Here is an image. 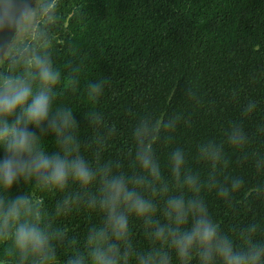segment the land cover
I'll use <instances>...</instances> for the list:
<instances>
[{
  "label": "trees",
  "instance_id": "obj_1",
  "mask_svg": "<svg viewBox=\"0 0 264 264\" xmlns=\"http://www.w3.org/2000/svg\"><path fill=\"white\" fill-rule=\"evenodd\" d=\"M55 22L47 29L51 57L61 73L56 102L73 108L82 153L93 163L120 165L131 172V131L142 118H175L174 129L161 132L154 148L165 179L169 153L184 149L187 166L202 180L228 183L243 179L241 190L225 202L215 191L202 195L225 231L257 223L264 229V0H50ZM23 23V22H22ZM21 34L17 31L13 40ZM3 65H0V69ZM76 76L78 87L68 86ZM103 80L104 95L92 105L85 89ZM253 105L251 111L248 106ZM102 114V125L89 116ZM233 125L245 133L239 148L227 144ZM101 134L103 143L95 142ZM49 148L57 145L44 137ZM215 142L225 162L213 169L200 159L199 147ZM22 185L19 191H26ZM52 222L65 231L57 244V264H65L99 217L84 207L56 217L63 193H39ZM134 239L147 241L133 222ZM264 236V232L261 233Z\"/></svg>",
  "mask_w": 264,
  "mask_h": 264
},
{
  "label": "clouds",
  "instance_id": "obj_2",
  "mask_svg": "<svg viewBox=\"0 0 264 264\" xmlns=\"http://www.w3.org/2000/svg\"><path fill=\"white\" fill-rule=\"evenodd\" d=\"M54 22L50 0L20 10L10 0L0 3V30L21 34L0 50V264H57V244L66 234L53 224L39 193L64 194L55 203L56 217L79 207L99 217L65 264H264V229L253 222L225 231L202 195L208 188L228 202L243 179L202 180L188 168L180 147L169 153L171 182L165 179L154 145L162 131L175 128V118L137 121L131 172L99 163L98 155L93 163L82 153L73 108L56 102L61 73L47 29ZM67 84L75 90L79 80L72 76ZM104 92L103 80L89 81L85 89L92 105ZM89 116L102 125L101 113L93 110ZM47 135L55 150L45 142ZM95 142L103 143V136ZM226 142L242 147V128H229ZM199 156L213 169L225 162L215 142L202 144ZM257 168L264 170V161L258 160ZM22 185L28 190L19 191ZM256 191L264 192V184ZM133 222L142 227L146 244L134 239Z\"/></svg>",
  "mask_w": 264,
  "mask_h": 264
},
{
  "label": "water",
  "instance_id": "obj_3",
  "mask_svg": "<svg viewBox=\"0 0 264 264\" xmlns=\"http://www.w3.org/2000/svg\"><path fill=\"white\" fill-rule=\"evenodd\" d=\"M9 0H0V3H8ZM10 3L17 10L30 8L35 5V0H10ZM22 23V22H21ZM17 31L14 32L11 28H4L0 30V50L8 45L10 41H13Z\"/></svg>",
  "mask_w": 264,
  "mask_h": 264
}]
</instances>
